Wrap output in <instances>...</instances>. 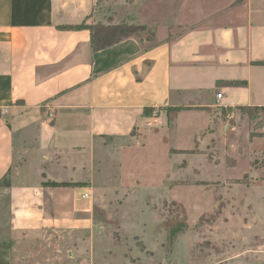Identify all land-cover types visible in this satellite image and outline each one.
<instances>
[{
    "label": "crops",
    "instance_id": "obj_1",
    "mask_svg": "<svg viewBox=\"0 0 264 264\" xmlns=\"http://www.w3.org/2000/svg\"><path fill=\"white\" fill-rule=\"evenodd\" d=\"M143 4L0 0V264L28 233L89 222L97 154H115L158 109L264 106V0L175 38L95 51L89 30L70 28L144 21Z\"/></svg>",
    "mask_w": 264,
    "mask_h": 264
},
{
    "label": "rangeland",
    "instance_id": "obj_2",
    "mask_svg": "<svg viewBox=\"0 0 264 264\" xmlns=\"http://www.w3.org/2000/svg\"><path fill=\"white\" fill-rule=\"evenodd\" d=\"M140 1L144 21L133 23L134 36L147 41L175 38L246 3ZM240 106L150 114L115 154H97L89 222L24 235L13 264H264V106ZM176 219L185 228L171 240Z\"/></svg>",
    "mask_w": 264,
    "mask_h": 264
},
{
    "label": "trees",
    "instance_id": "obj_3",
    "mask_svg": "<svg viewBox=\"0 0 264 264\" xmlns=\"http://www.w3.org/2000/svg\"><path fill=\"white\" fill-rule=\"evenodd\" d=\"M70 28L89 30L91 48L95 51L108 47L127 37L133 36L136 30L135 28H137V26L124 21H121L117 24H102L99 22L98 23L82 22L81 24L72 26ZM140 28L144 29V25L140 26ZM257 63L264 64V62H257ZM240 108L247 109L250 108V106H240ZM254 108L257 107L254 106ZM144 113L147 114L146 109L144 110ZM46 184L50 186H69L73 184L80 185L81 183L49 182ZM183 228H185L183 219H176L174 221H170L167 229L169 239L172 240L176 236L177 232Z\"/></svg>",
    "mask_w": 264,
    "mask_h": 264
},
{
    "label": "built area",
    "instance_id": "obj_4",
    "mask_svg": "<svg viewBox=\"0 0 264 264\" xmlns=\"http://www.w3.org/2000/svg\"><path fill=\"white\" fill-rule=\"evenodd\" d=\"M221 97H222V93L221 92L216 93V99H221Z\"/></svg>",
    "mask_w": 264,
    "mask_h": 264
}]
</instances>
